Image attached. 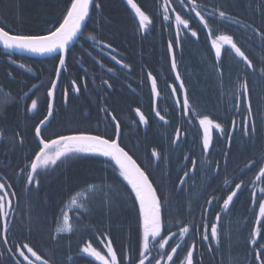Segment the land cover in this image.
<instances>
[{
	"label": "flooded vegetation",
	"instance_id": "1",
	"mask_svg": "<svg viewBox=\"0 0 264 264\" xmlns=\"http://www.w3.org/2000/svg\"><path fill=\"white\" fill-rule=\"evenodd\" d=\"M210 1L212 3L203 0H183V3H181V0H167L169 19L164 20L163 15L166 0H155L153 7L150 1L147 3L145 0H134V2L140 7L141 11H143L145 15L149 17L150 23L148 24L147 28H140L139 21L137 20L135 14L131 11V9L127 8L125 4L123 5L126 9V14L129 16L130 26L134 28L133 30L135 34L139 35L140 37H147L151 32L161 27L164 28L163 34H169V28H171V26L174 27L177 37L175 16L179 14L183 19H186L189 22V30L187 33H191L192 31L197 33L196 36L190 35L189 37V40L196 43V45H199L202 48L215 53L213 40H217V38L221 35H226L231 36L233 42L236 43V45L240 48L241 46L252 48V46L256 45L258 47L259 53H255L254 49L252 48L251 55L263 58L264 36L261 34L264 33V0H257L255 3L256 6L251 9L253 14H257L259 22H255V16H250V14H244L237 11L235 12L237 17H235L225 10L226 8H224L223 3L218 5L214 0ZM96 4H99L98 0H93L89 18L85 23L76 43L68 51L66 67L61 73L55 93L53 115L49 123L42 128L41 136L45 141L50 142L51 140L58 139L62 135L67 136L80 133L93 135L96 130L100 131L101 129L83 131V125L90 119L89 117H78V119H82V121H80L81 126H76L79 120L73 123L68 121L70 114L72 115L74 113V109L76 107L83 106L84 103H86L90 108L91 118L93 120L106 126L108 122H112L111 116L115 115L120 123V133L126 132L128 130V126L124 120L123 112L117 114L119 111L115 110L109 102L102 99L101 97L102 94H106L108 91H113V88L109 86L112 82L111 79H113L118 83V93L122 94L124 92H128L135 98H137V95L139 94L144 96L143 98H140L141 103L138 105L137 103L129 105L130 109L128 111L129 115L135 121L140 120L136 114V109L143 111V114L147 120V123L140 121L141 124L144 125V131H146L145 126L146 129L148 127V129L150 128L151 130L154 125H156L155 120L159 122L162 127H164L163 129L170 130V128L174 126V121L178 119L179 129L177 130V133L182 131V134L179 133V140L174 145L177 147V149L182 150L180 170L184 172V175H182L181 178L184 184L190 178L194 179L197 183L202 177L211 180L212 184H215V177L220 171L218 163L214 164V162L217 160L216 152L218 144L224 145V143L228 142L230 147L234 138L237 137V140L245 143L247 136L244 133V121L247 120L248 125L251 126L257 125L255 122L257 115H255V103L253 98L251 100L249 92L246 95L240 92L238 101L236 102L239 109L237 110L234 108L237 113L233 114V117L230 118L232 134L226 135V131L222 127V131L212 127L211 132L209 133L211 136V143L208 150L205 151L203 149L204 128L199 124V120L203 118L201 117L202 115L198 110L199 105L191 102L189 103V109L187 112H185L182 103V93H179L181 98L179 97L178 99H174L171 96L168 85L170 84V81H172L171 78L174 77L173 75L168 73V76L158 75L155 77L157 81V90L160 92V96L157 97L159 101L156 106L154 105L153 100L151 101V98H153L152 88L145 85L146 81L141 82L140 86H138L137 83L134 85L122 86V80L124 78L122 76L123 70L133 71L138 68V65L143 68H152L154 65H146V61L136 59L135 56H133L132 59L127 60L123 59L124 57L119 55L120 50L123 49L127 43L121 41L118 37L112 39L110 37L112 35L107 34L106 29L110 27V30L115 24L109 20V16L106 15L105 9H102L101 6L96 8ZM219 11H224L226 13V17H220ZM196 12H200L201 15L204 16L205 21L207 22V27H205L204 22H202L199 17L195 15ZM156 20H159L162 25L155 24ZM231 21L242 23L233 27L231 24H229V22L233 23ZM0 28H4L5 31H9L10 35L16 34L14 28H5L1 25ZM257 29L259 31H257ZM180 31H184L183 26H181ZM182 35L186 36V32H183ZM245 37L250 40H246ZM217 42L220 43L218 40ZM241 50L247 57L249 56L248 49L244 50L241 48ZM4 51L5 50L0 48V132L3 133V136L0 137V183H4L5 185L4 191L8 192L7 199L11 201V206L9 207L6 204L3 210L9 213L6 218L0 214V250H26L16 242V238L13 244H11L9 231L12 228V224L16 220L21 219L19 211L27 202V199L23 197V194L20 193L19 190H24V179H26L27 174L30 172V163L34 161L36 153L39 151L40 147H42L40 140L35 135V128L40 126V121L44 120L47 116L48 105L51 103V98L48 96V90L51 87V83L56 80L55 71L59 64V55L47 59H35L14 54H5ZM221 53L222 59H225V57L229 56L235 57L238 62L243 63L246 66L245 62L240 57L236 56L235 53L229 49L228 45H221ZM139 55L144 56L142 52L139 53ZM116 60L120 63L116 64ZM21 65H23V67ZM125 65H127V67H125ZM1 71L5 75H8V79L11 81L18 76L32 77L33 80L31 84L27 86L28 91L18 98L12 94L13 90L8 91L6 93L8 95L5 96V93L2 92L5 89V80L1 76ZM244 78L246 82L247 72H244ZM72 81H75L76 86L79 87L78 92L75 91ZM65 89L67 90L66 101L64 98ZM164 92H166V97L164 96ZM186 93L189 97V92L187 91ZM32 100L37 101V109L35 110L31 109ZM177 100H179L180 103H177ZM145 102L150 103L148 107L153 111L152 114L147 115L145 113L143 108V104ZM249 104L251 106L250 113L248 110ZM12 110H14L19 115V118L22 119L24 126L23 131H14L13 128L9 126H3L4 120L6 118L5 111ZM157 111H159L160 114L165 117L163 121L160 120V118L156 115ZM65 116H67V119L65 122H62ZM212 121L217 123L214 120ZM57 123H59V127L57 126ZM184 128L188 134L184 131ZM187 128L193 131V133L188 131ZM103 130L104 129H102V132ZM104 132L107 134V136H110V138L114 137V130L106 129ZM177 133L174 135L177 136ZM133 135L139 139L137 134ZM187 142L193 143V149L197 151V156L202 163L201 166L198 167V160L193 159L195 151L192 148H189L191 145H187L188 148H184ZM15 147H18L21 150L22 156L24 157L25 161L22 167H19L16 164L11 167L10 165L12 161L8 163L6 162L8 152H10V150L13 151ZM72 154L78 155L77 153H68L67 155ZM201 154L203 159L201 158ZM141 155H143V152H141ZM230 155L231 153L228 150L226 153V161L230 158ZM134 157L135 156H132V158ZM161 160V155H159V157L154 156V163L159 164ZM192 161L196 162L195 167H193ZM55 164L48 166V168H38V176L36 178L39 180V185L36 186L35 183L29 185L27 183L28 188L34 186L33 188L38 189L40 192L43 188L41 187V179L51 169H53L52 167H54ZM261 167H264V141L259 142L258 149L254 151V154H252L249 160L240 163V168L237 174H232L225 180L224 193L221 195L218 194L215 189L211 187L212 184L209 185L202 203L198 204L196 209L193 207H188V210L194 211V213L188 218L182 217V215H180V219H182L180 221H167L168 218L171 217L169 212L172 210V205L170 204L166 207L163 206V209L167 208V211L162 212L164 229H162L161 235L167 237L172 233H177V236H173L169 241V244L175 246L174 241L177 240V237L179 236V229L181 227L187 226L189 228V232L185 234L183 241L181 242V247L177 249L175 254H172L167 246L164 249V251H167L169 254L173 255V261L175 264H187V251H192L193 253V264H207L206 261L209 255L215 259V255L221 256V254H223L225 246H222V243L224 240L226 244L229 242L230 247H232V237L228 235L230 234V228L228 225L232 219L236 218L235 214L239 204L236 203L237 199H235L233 203L229 205V208L224 210L223 201L228 195L231 194V191H236L235 185L237 183L241 184V189L237 191V197H239L244 192L249 193L251 196L246 206L247 220L245 223H243L245 226L243 231L246 232L245 238L243 240V248L246 250L244 255L240 257V262L242 264H258V262L255 261L254 250L258 249L259 245L264 244V218H260L258 216L260 197L264 195L260 191V189H264V177H261L259 180L257 179ZM17 169L18 171L16 172L15 170ZM185 173H187V175H185ZM246 179L249 180V184H245ZM89 188H94V191L87 195L86 199L81 202V204L84 203L85 205L84 209L92 208L93 199L107 200L108 197H105L107 191L103 184L101 185L99 183H95L87 187V189ZM121 189L126 191L124 185L121 186ZM182 191L184 194H187L184 189H182ZM253 192L256 193L255 203H253L252 198ZM110 198L111 197L108 199L110 200ZM210 200L211 203L209 204L208 201ZM131 201L137 216L136 234L138 238L135 239L131 245H125L121 247H119L117 243L114 244V242H111V247L116 253L118 264H137L139 262L138 253L142 249L143 232L141 226V214L138 212L135 200L131 198ZM200 209H207L212 215L217 216V214H219V216L222 218V222L216 224L218 228V242L211 236L210 225L204 224L202 222V217L198 218V211ZM89 215L79 216L77 213L71 214L74 223V228L71 231L64 229L56 231L57 220L52 229L53 241L56 242L62 237L73 235L74 233L78 232L79 227L74 221L73 217L76 218L77 221H80L86 220L87 216ZM257 219L261 220V235L257 238V244L254 245L250 242V240L251 233L257 227ZM5 221H7L8 224V231L4 237ZM52 223L53 220L50 222L51 227ZM205 226H207V240L203 239V236L205 235ZM92 234V240H88L85 245L77 248V250L81 251L80 254L83 256L82 263L80 264H103V262L98 261L94 257L82 252V249L88 245H90L92 249L100 252V254L106 258L110 255L106 246L108 241L106 239L105 232L103 230L97 232L93 231ZM5 238H7V242H5ZM155 239L158 240L159 237ZM154 243L155 241L153 238H151L149 246L152 247ZM215 248L220 251L215 253ZM239 248L241 247H238V249ZM51 250H57V247H54ZM117 250H128V252H126L127 258L124 262L119 260L118 256H122ZM25 255L29 257V260L35 261V257L32 258L30 253H25ZM155 255L156 251L153 250V252L149 254V260H151L152 256ZM261 258L264 259V255H262ZM14 260L16 261V264H28V261H25L24 258L20 256V254L14 256ZM42 260L46 259L42 258ZM232 262L229 264H232ZM35 264H40V261H35ZM48 264L55 263L48 261ZM145 264H148V260L145 262ZM153 264H155V261H153ZM161 264H172V262L161 261ZM219 264H223L222 258H220Z\"/></svg>",
	"mask_w": 264,
	"mask_h": 264
},
{
	"label": "trees",
	"instance_id": "2",
	"mask_svg": "<svg viewBox=\"0 0 264 264\" xmlns=\"http://www.w3.org/2000/svg\"><path fill=\"white\" fill-rule=\"evenodd\" d=\"M146 1H150L152 6H154L155 0ZM221 1L224 8H226L225 10L233 16L237 17L235 13L237 11L255 16V22H259L257 14H253L251 10L256 6L255 3L257 0ZM70 3L71 0H0V25L5 28H14L16 34H48L53 24L57 25L55 27H59L60 23L63 22V17L66 14V10L70 7ZM104 6L105 13L109 16V20L115 24L110 30V27L106 29L107 34L112 35L110 36L112 39L118 37L123 42L132 39L135 32L133 30L134 28L129 24V16L126 14L124 5L117 0H105ZM237 23L241 24L242 22ZM155 24L162 25L159 20H156ZM229 24L231 23L229 22ZM124 27L125 29L123 30ZM163 29V27L159 28L162 33ZM156 32L157 29L154 33L156 34V40H159L160 38L157 36ZM170 32L175 33L174 27L171 26V28H169V33ZM175 40H177L176 36L173 38V41ZM150 44L152 43L150 42ZM191 45L195 47L194 54H191L187 58V64L189 65L191 75L182 78L188 83V86L195 90L194 98L197 104H199V113L204 107L211 109L216 113V116L214 118L208 117L219 123L226 131V135H229L231 131L230 114L233 115L237 113L234 108L228 105L229 96H231L235 102L238 101L240 95L239 87L241 83H245L244 72H247V92H249L251 100L252 98L254 100L255 115H257L255 122L260 132L259 137L261 141H264V72H261V69H264V54L263 58L249 55L248 59L251 61L250 68L238 62L235 57H225L224 61L228 63L229 66L225 68L226 81H222L217 74L212 71V67L201 59V57H206L205 48L196 45L194 42H192ZM133 46L131 51L133 56H135L136 59L146 61V65L152 66L157 63L158 60L160 61L163 58L167 60L168 58V54L165 51L162 52L157 47L156 43L151 46L144 45L142 49L138 44H133ZM241 48L244 50L248 49L250 53L252 51V48L242 46ZM141 52L144 56L139 55ZM138 67L140 66L138 65ZM205 74L209 75L207 76ZM208 81L210 82L208 83ZM109 103L115 110L119 111L117 113L119 114L125 109L129 111V105L134 103L138 105L141 103V100L135 98L128 92H124L122 94H114L112 99L109 100ZM73 112L72 115L70 114L68 121L75 122L79 120L76 126H81L80 121H82V119H78L79 115L75 110ZM220 114H222V119L219 118ZM226 115H228V118H226ZM204 116L206 115H202L201 117ZM66 119L67 116H65L63 121L60 118L62 122H65ZM155 124L156 125L149 131V137L151 138L148 139L147 148L150 145H155L158 148V152L156 153L162 156V160L159 163L161 164V174L156 172L152 173V171L148 170L147 167L139 161V158H134L145 170L152 183L155 185L158 183L160 185L159 189H155L159 194L162 204L166 201L163 198H168L171 205H173L172 202L183 199L182 201L186 203L188 207H191L189 205L195 203V200L190 197H184L182 189H184L186 193L191 192L194 189V185H196L195 180L190 178L183 186L178 184V179L182 178L184 172L180 170L181 156L179 157L176 151L177 147L170 141H162L156 138L157 135H154L158 130L176 134L179 129L178 119L174 121V126L171 127L170 130L163 129L164 127L156 120ZM58 125L59 123H57V126ZM9 127L13 128L14 131H23L24 128L22 119L19 118V115L14 110L10 111ZM184 131L186 132L185 128ZM237 139L238 137L236 140ZM139 142L142 145L140 151L143 152V154L146 153L148 158L154 162L153 152H147L144 144L140 140ZM244 144L245 143L240 142V140L234 141L230 155L231 161H235L244 155L245 157L239 160L238 163H243L251 158L254 153V147L245 148ZM248 144L250 145L251 142H248ZM187 145H191L189 148L193 149V143L187 142L184 148H188ZM194 151L195 155H193V159L198 160L199 167L202 163L197 156V151ZM224 151L226 153L228 152L223 144H218L216 152L217 160L214 164L218 163L220 170L226 162V153ZM82 154L85 157L84 159L76 160L73 158L75 154H72L65 156L55 164V166L52 167L53 169L41 179V187L43 188L40 192L33 187L28 188L27 180L24 179V190L19 191L23 194V197L27 199V202L19 211L21 219L16 220L9 231L11 244H13L16 238V242L20 246L23 247L24 244H27L32 249H35L33 251H36L38 255H41L42 258L52 263L80 264L82 263L83 256L80 254L81 251L77 250V248L85 245L88 240H92L93 231L97 232L103 230L107 241L110 240L114 242V244L117 243L119 247L131 245V243L138 238L136 234L137 216L131 198L135 200L138 212L140 213L139 202L136 198L135 191L130 188L128 184H125L126 191L121 189L122 196H115L110 198V200L107 198V200H104L105 203L103 205H95L91 215L87 216L86 220L77 221L76 218L73 217L79 227L77 233L62 237L56 242L53 241L52 229L59 217V215L55 214L56 211L61 209L66 202L81 190V188L95 183L102 185L107 182L105 179L111 180L114 178L113 171L117 172L116 167L110 161L106 160L107 162L105 163L98 159L97 156L100 154ZM201 158L203 159L202 154ZM10 161H12L11 167L15 164L19 167L23 166L25 160L18 147L8 152L6 162L8 163ZM164 163L166 168L164 167ZM15 171L17 172L18 169ZM167 180H176L177 185L171 182L170 188L168 184L169 181ZM192 192L189 195H192ZM250 197L249 193L244 192L236 198V203L239 205L234 220L240 222L242 225L247 220L246 206ZM111 199H114L117 203L116 208L113 207L112 202L114 200L111 201ZM106 203L108 206H105ZM178 208L183 210L184 207H180L177 204L175 212H172V210L169 212L171 217H169L167 221L177 222V220H182L178 217V213L176 212L179 210ZM166 211L167 208H165L163 212ZM51 220H53L52 227L50 224ZM228 235L232 237V247H230L229 242L226 244L224 240L222 243V246H225L223 254H221V256L215 255V259L209 257L206 261L207 264H219L220 258L223 259V264H229L232 261V264H242L240 262V257L244 255L245 250L240 249H244L243 240L246 232L241 229H230V234ZM54 247H57V250H51ZM238 247L241 248L238 249ZM23 251L24 253H28L27 250ZM117 251L122 256H118L119 260L124 262L127 258L126 252H128V250ZM219 251L220 250H215V253ZM19 252L20 250H0V264H16L14 256L19 255Z\"/></svg>",
	"mask_w": 264,
	"mask_h": 264
},
{
	"label": "snow or ice",
	"instance_id": "3",
	"mask_svg": "<svg viewBox=\"0 0 264 264\" xmlns=\"http://www.w3.org/2000/svg\"><path fill=\"white\" fill-rule=\"evenodd\" d=\"M183 3V0H181ZM92 4V0H71L70 7L66 10V15L63 17V22L60 23L59 27L54 29H50L48 34H15L10 35L9 31H5L4 28H0V42L3 43L5 48H17L23 51H29L36 54H51L59 52L60 55L58 57L59 66L56 68L55 76L56 80L51 83V87L48 90V96L53 97L54 92L57 88V81L59 80L61 69L66 67L65 55L68 52V47L71 41H73L78 33L81 32L82 26L86 18L89 16V8ZM127 4L134 10L136 16L139 18V27L147 28L150 23L149 17L145 15L143 11H141L140 7L134 2V0H127ZM96 8H99L100 5L96 4ZM195 15L199 17V19L204 22L205 27H207V22L205 21L204 16L201 15L200 12H196ZM219 16L224 18L226 17V13L224 11H219ZM164 20L169 19L168 15V4L167 0L164 5ZM175 23L177 27V39H179V31L181 26L183 28H188V20L183 19L181 15L177 14L175 16ZM257 31H259L257 29ZM192 36H196L197 33L195 31L191 32ZM264 36V33L261 34ZM217 40L220 42L218 43ZM217 40H213V47L215 48V56L217 59L221 56V45H228L229 49L235 53L236 56L240 57L244 62H246L247 67H251V61L248 60V57L241 50L240 47L233 42L231 36L221 35L217 38ZM171 50L173 45L172 42H169L168 45ZM23 67V65H21ZM127 67V65H125ZM172 68H176L175 59L173 57ZM261 72H264V69H261ZM151 79L152 92L154 95L159 96V92L157 91V81L156 78L152 76L151 73L148 74ZM177 79H180L179 73H177ZM72 85L74 86L75 91H79V87L76 86V82L72 81ZM110 86V85H109ZM179 87L181 89L184 88L183 82L181 81ZM173 93L176 91L175 87L172 88ZM239 91L247 94V83H241L239 87ZM8 94H5L7 96ZM64 98L67 100V90H64ZM177 103H180L177 100ZM183 107L185 112L189 109V99L185 90V94L183 97ZM238 106V105H237ZM31 109H37V101H31ZM249 113L251 111L250 104L248 105ZM137 113H139L140 120L144 123H147V120L143 113L140 112L139 109H136ZM53 110L52 105H48L47 116L44 120L40 121V125L35 128V135L40 137V147L39 151L36 153L34 161L30 163V172L26 176L27 183L32 185L35 183L36 186L39 185V180L36 178L38 176V168L46 167L49 163L55 164L57 160L61 157L66 156L68 153H96L105 157H110L115 161L116 165L119 166L120 174L131 184L132 189L135 191L136 198L139 201L140 214L143 218V243L142 249L138 253L139 264H145V261L148 260V264H161V261L172 262L173 255L177 252V249L181 247V242L185 234L189 232V228L187 226L181 227L179 229V236L177 240L174 241V245L169 244V241L173 236H177V233H172L170 236H162V203L160 198L157 196L156 189L153 187L151 181L145 172L140 168V166L136 163V161L124 150L123 147L118 143L119 135H120V123L117 120L115 115L111 116V121L114 126L113 136L115 138H105L102 135H91V134H74L67 136H60L58 139L51 140L47 142L41 136V127L47 122L48 118L52 117ZM156 115L160 118V120H164L165 117L160 114L159 111L156 112ZM200 126L204 128V140H203V149L205 151L208 150L211 143L210 136V128L209 126L214 127L215 129L221 130V125L219 123H214L208 116H204L199 120ZM248 131V121H244V132ZM254 131V126H253ZM179 133H177V136ZM3 136V133L0 132V137ZM63 145L60 151L55 153V156L49 155V150L53 146ZM153 156L159 157V154L153 150ZM195 161H192L193 167H195ZM23 171V170H21ZM187 175V173H185ZM264 177V167L260 168L259 176L257 179ZM183 183V181H181ZM5 185L4 183H0V214H2L5 218L9 215L8 212L3 211L6 204L10 207L11 201L7 199L8 192L4 191ZM236 191H231V194L227 196V198L223 201V209L227 210L229 205L231 204L233 197L237 195V191L241 189V184L237 183L235 185ZM261 193L264 194V189H260ZM14 195V193H13ZM253 203L256 202V193H252ZM75 203V201H73ZM211 203V200L208 201ZM258 216L260 218H264V195L260 197L259 203V212ZM65 223L67 224V216L64 217ZM220 220L219 214L216 216V221ZM257 227L251 233L252 244H257V238L261 235V220H256ZM8 230L7 221L4 223V231ZM69 231L71 228L69 226ZM211 236L213 239H216L218 242V228L216 224H213L211 227ZM152 237L155 243L152 247L149 246V238ZM159 237L158 240L155 238ZM203 239L207 240V226H205V235ZM5 242H7V238H5ZM108 253L110 254L107 258L100 254V252L92 249L90 245L85 246L82 249V252L94 257L96 260L103 262V264H118L116 253L113 251L111 247V241L107 242ZM166 246L170 249L172 254L164 251ZM194 247V245H193ZM23 248L27 250L28 253H31L32 257H35V261H40V264H48L47 260H42L41 256L37 254L36 251H33L31 247L27 244L23 245ZM156 251V255L152 256V259L149 260V254ZM11 251V249H10ZM255 253V261L258 264H264V259H262V255H264V244L259 245L258 249L254 250ZM20 256L24 258L25 261H28V264H35V261L29 260V257L25 255L23 250L19 252ZM193 253L192 251H187L186 262L187 264H193Z\"/></svg>",
	"mask_w": 264,
	"mask_h": 264
},
{
	"label": "bare ground",
	"instance_id": "4",
	"mask_svg": "<svg viewBox=\"0 0 264 264\" xmlns=\"http://www.w3.org/2000/svg\"><path fill=\"white\" fill-rule=\"evenodd\" d=\"M119 3H121L122 5L125 4V6L127 8V1L126 0H117ZM146 1V0H145ZM209 3H212L210 0H203ZM218 5L222 4L221 0H214ZM99 5L102 7V9H105V0H98ZM148 3V1H146ZM153 7V6H152ZM66 15V14H65ZM64 15V16H65ZM158 19V18H157ZM55 24H53L51 26L52 29L56 28ZM115 26V25H114ZM125 29V27L123 28V30ZM189 30V26L188 28H184L183 32H186V36L182 35L183 32L179 31V39L173 41V38L176 36L175 33H162L159 29H157V36L160 38L159 40H156V34L153 32H151L147 37H140L139 35H136L135 33L133 34V38L132 39H128L125 42L127 43V45H125V47L123 49L120 50V56L124 57L123 59H127L130 60L133 58V54H132V49H133V44H138L139 46H144V45H154V43H156L157 47L162 51V52H166L169 54V57L167 58H163L160 61L158 60L157 63L154 64V66L152 68H143V67H138L133 71H125L123 70V74L122 76L123 78V82H122V86L124 85H134L135 83H137L138 86L141 85V82L146 81V86L151 87V79L149 78L148 74L151 73L153 77H157L158 75H166L168 76V73L173 75L174 77L171 78L172 81H170V84L168 85V89L171 92V96L174 99H178L180 97L179 93H182V97H184L185 94V90L186 92H189V103L194 102L195 104H197L195 98H194V94H195V90L193 88H191L190 86H188V83L181 77L184 76H190L191 72L189 69V65L187 64V58L191 55L194 54V50L195 47L192 46V41L189 40V37L191 35V33H187V31ZM156 31V30H155ZM133 41V42H132ZM149 41L152 44H150ZM172 42V49L170 50L168 45L169 42ZM206 52V57H201V59L203 60V62L205 61L207 64H209L212 67V71L214 73L217 74V76L223 81H226V75H225V68H227L229 66L228 63H226L224 61V59L220 58L217 59L215 56V53H212L210 50L205 49ZM5 54H9L10 52H5ZM172 57H174L175 59V63H176V68L173 69L172 68ZM116 64L120 63L119 61H115ZM59 66V64H58ZM122 68V67H121ZM2 72V71H1ZM177 73H179V77H180V81L177 80ZM202 75V74H201ZM207 75V74H205ZM209 75V74H208ZM207 75V76H208ZM1 76L4 78L5 80V89L4 92L5 94L8 91H12V94H14V96H16L17 98L22 96L24 93H26L28 91L27 86L31 84L33 78L30 76H26V77H15L12 81L8 79V75H5L3 72L1 74ZM112 82L110 83V86L113 88V91H108L106 94H102V99L106 100L107 102H109V100L112 99L113 95L118 93V83L116 81H114L113 79H111ZM210 80V79H209ZM181 81L183 82L184 88L181 89L179 87ZM210 81H208L209 83ZM175 87L176 91L173 93L172 88ZM158 91V90H157ZM159 92V91H158ZM248 93V92H247ZM179 94V95H178ZM154 94H153V98H151V101L153 100L154 105L156 106L158 104L159 99L158 98H154ZM159 96H160V92H159ZM164 96L166 97V92H164ZM144 96L142 95H137V98H143ZM181 98V97H180ZM150 101V102H151ZM51 104V103H50ZM149 102H145L143 104V108L144 111L147 115L152 114L153 111L148 107L149 106ZM52 105V104H51ZM199 105V104H197ZM229 106L235 108V109H239L235 100L229 96ZM76 111V113L79 115V117H89L90 119L84 123L83 125V131H90V130H94V129H101L100 131L96 130V132L93 135H102L105 138H110V136H107V134H105L104 130H114V126H113V122H108L105 125L100 124L98 122H96L95 120H93L91 118V110L88 107V105L86 103L83 104V106H79L76 107L74 109ZM141 113H143V111L140 110ZM136 114L139 116V113ZM5 115L6 118L4 120V124L3 126L8 127L9 126V117H10V111H5ZM123 116H124V120L128 126V130L126 132L120 133L119 135V139H118V143L120 144L121 147L124 148V150L126 152H128L129 155L131 156H135L136 158H139V161H141L145 167H147L148 170L156 173L161 174V164H156L154 163L152 160H150L148 158V155L146 153H144L143 155H141V149H142V145L140 144L139 140L144 144L147 152H153V150H155V152H158V148L155 145H150L147 148L148 145V139L151 138L149 137V130L150 128L146 129L145 126V130L144 131V125L141 124V120H137L135 121L130 115L129 112L125 110H123ZM233 115L230 114V118H232ZM117 118V117H116ZM219 118L222 119V114L219 115ZM226 118H228V115H226ZM121 120V119H120ZM73 123V122H72ZM102 129L103 132H102ZM188 131L192 132L191 130H189L187 128ZM180 134H182V131L179 132ZM133 134H137L139 136V140L133 135ZM232 134V133H231ZM154 135H157L156 138L161 139L162 141H170L171 143L175 144L178 140L179 137L174 135V134H170L167 133L166 131L163 130H158L157 133L155 132ZM115 138V137H113ZM179 157L182 156V150L181 149H176ZM78 155H73V158L78 160V159H84V155L77 153ZM96 154V153H95ZM98 159H100L103 162H107L106 160L110 161L117 169L114 172V178H112L111 180L109 179H105V181H107L106 183H104V187L106 188V196L112 194L114 197L115 196H122L121 194V186L128 184V181L120 174V170L118 168V166L115 164L114 160H112L110 157H105L102 155H98L97 156ZM244 156L236 159L235 161H231L230 158L223 164L221 170L219 171V174L215 177V184H212L211 180H208L207 178H200L198 180V182L196 183V185H194V189L191 191L192 195H189L191 192H188L187 194H183L184 197H190L192 199L195 200V203H192L191 207L193 208H197L198 204L202 203L203 199H204V195L206 193V191L209 188V185H211L212 188L215 189V191L218 194H222L225 192V185L224 182L225 180L233 175H236L239 168H240V163H238L239 160H241L242 158H244ZM136 161V160H135ZM136 163L140 166V164L136 161ZM164 167L165 163H164ZM259 180V179H258ZM169 181V186L171 188V182L175 185H177V181L176 180H167ZM182 179H178V184L183 186L184 182L181 183ZM154 184V183H153ZM92 185V184H91ZM88 185L87 187L91 186ZM156 189H159L160 185L158 183H156V185L154 184ZM34 187V186H33ZM87 187L85 188H81V190L77 193L79 196L81 194V192L83 190H87ZM179 194H181L180 192H178ZM76 196V195H75ZM75 196H73L71 199L74 200ZM159 197V194H158ZM109 198V197H108ZM70 199V200H71ZM70 200L68 202H66L61 209L57 210L55 214L59 215L58 217V221L62 219L63 221V217L66 216H71L69 213H67V208L70 205ZM183 200V199H182ZM182 200L173 202V205L171 206V209L173 212H175L176 210V206L177 204L180 207H184L183 210L181 208H178L179 210H177L176 212L178 213V217H180V215H182V217L188 218L189 216H191L194 211L192 210H188V206L186 205V203H184ZM76 203V207H75V213H77L79 216H86L92 213L93 208L95 207V205H103L105 203L104 200H97V199H93V206L91 209H84L85 205L83 204L82 206H79L78 202L75 201ZM105 206H108V204L106 203ZM202 217V222L204 224L210 225V228L212 227L213 224H219L222 222V218L220 217L219 221H216V216L212 215L210 213L209 210L207 209H200L198 211V218ZM61 221V222H62ZM229 228L230 229H241L244 230L245 226L242 225L240 222H237L236 220L232 219L229 222ZM57 231V230H56ZM240 250H246V249H240Z\"/></svg>",
	"mask_w": 264,
	"mask_h": 264
},
{
	"label": "rangeland",
	"instance_id": "5",
	"mask_svg": "<svg viewBox=\"0 0 264 264\" xmlns=\"http://www.w3.org/2000/svg\"><path fill=\"white\" fill-rule=\"evenodd\" d=\"M239 25V23H237V22H233V23H231V26H238ZM246 38V37H245ZM251 38V37H250ZM252 39V38H251ZM246 40H250V39H247L246 38ZM252 46V45H251ZM252 48L254 49V52L255 53H259V51H258V47L256 46V45H254V46H252ZM263 48H264V43H263ZM249 53V55H251V53L250 52H248ZM254 69V68H253ZM196 110V109H195ZM200 113H201V115H206V116H209V117H212V118H214L215 116H216V113H214L211 109H209V108H203V110L202 111H200ZM232 133V131L230 132V134ZM245 133V132H244ZM259 134H260V132H259V130H258V125H255L254 126V131H253V126H251V125H248V131H247V133H245V135L247 136V139H246V141H245V144H244V147L245 148H253L254 147V151H256L257 149H258V144H259V142H262L261 141V138L259 137ZM234 141H237L236 140V138H234V140H233V143H232V145L229 147V143L228 142H226V143H224V148L225 149H228L229 151H230V153H231V150H232V147H233V144H234ZM248 142H251V144L249 145L248 144ZM62 147H63V145H59V146H54V148L52 147L50 150H49V155H51V156H55V153L57 152V151H60L61 149H62ZM225 152V151H224ZM226 153V152H225ZM254 154V153H253ZM62 158V157H61ZM60 158V159H61ZM59 159V160H60ZM59 160H57L56 161V163L59 161ZM228 160V159H227ZM50 165H54V164H52V163H49L46 167H40V168H48V166H50ZM245 184H249V180L248 179H246L245 180ZM92 191H94V188H89V189H87V190H84L83 192H82V194L79 196V197H77V198H75L73 201H77L78 202V204H79V206H81L80 205V200H82L83 198H85V197H87V195H89ZM105 197H106V195H105ZM107 197H114L112 194L111 195H107ZM236 197H237V195L235 196V198H234V200L236 199ZM114 199H111V201H113ZM233 200V201H234ZM71 202L70 203V205H69V207L70 208H72V207H76V203H74V202ZM233 201H232V203H233ZM173 203V202H172ZM231 203V204H232ZM230 204V205H231ZM112 205H113V207H117L116 205H117V203L115 202V200L112 202ZM62 223H64V220L62 221ZM65 225H66V227H64V230H68V228H69V226H70V228H71V230H72V228L74 227L73 225H69L68 223L66 224V223H64ZM149 244H150V238H149ZM214 250H218L217 248H215ZM209 257H211V256H209ZM208 257V258H209ZM212 258V257H211Z\"/></svg>",
	"mask_w": 264,
	"mask_h": 264
},
{
	"label": "water",
	"instance_id": "6",
	"mask_svg": "<svg viewBox=\"0 0 264 264\" xmlns=\"http://www.w3.org/2000/svg\"><path fill=\"white\" fill-rule=\"evenodd\" d=\"M127 1V0H126ZM92 2H93V0H92ZM127 3V2H126ZM92 5V4H91ZM91 5H90V8H89V14H90V9H91ZM128 5V4H127ZM128 7H129V9H131V11L135 14V12H134V10L128 5ZM135 16H136V14H135ZM88 18H89V16L86 18V20H85V22H84V25H85V23L87 22V20H88ZM136 18H137V20L139 21V18L136 16ZM84 25L82 26V29H81V32H82V30H83V28H84ZM81 32L80 33H78V35H77V37L73 40V41H71L70 42V44H69V47H68V50L76 43V41H77V39H78V37L80 36V34H81ZM0 48L1 49H3V50H5V51H8V52H10V53H13V54H16V55H21V56H26V57H30V58H36V59H47V58H50V57H54V56H57V55H60V53L59 52H57V53H51V54H43V55H41V54H36V53H32V52H29V51H23V50H20V49H17V48H11V49H9V48H5L4 47V45H3V43L2 42H0ZM68 53V52H67ZM67 53H66V55H65V60L67 59ZM173 58V57H172ZM172 62H173V59H172ZM62 71H63V69H61V73H62ZM60 76H61V74H60ZM59 79H60V77H59ZM178 81H180L179 79H177ZM58 83H59V80L57 81V87H58ZM56 90H57V88H56ZM56 90H55V92H54V95H53V97H50L51 98V104H52V110H53V108H54V103H55V93H56ZM158 96H156L155 95V98H157ZM50 119H51V117L50 118H48V120H47V122L41 127V130H42V128L44 127V126H46L48 123H49V121H50ZM41 126V125H40ZM209 128H210V132H211V129H212V126H209ZM38 139L40 140V137H38ZM54 147V146H53ZM115 162V161H114ZM116 164V163H115ZM118 166V165H117ZM118 168H119V166H118ZM131 185V184H130ZM157 193V192H156ZM158 196V195H157ZM234 198L235 197H233V200H234ZM232 200V201H233ZM232 203V202H231ZM141 220H142V225H143V218H142V216H141ZM163 224V223H162ZM163 229V228H162ZM8 231V230H7ZM7 231L5 232L4 231V237L6 236V233H7ZM139 264V263H138Z\"/></svg>",
	"mask_w": 264,
	"mask_h": 264
}]
</instances>
